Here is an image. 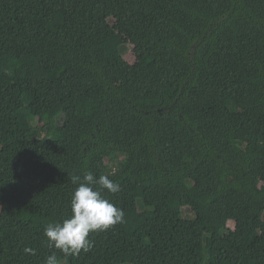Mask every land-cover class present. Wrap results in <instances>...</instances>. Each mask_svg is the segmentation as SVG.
<instances>
[{
    "label": "trees",
    "instance_id": "1",
    "mask_svg": "<svg viewBox=\"0 0 264 264\" xmlns=\"http://www.w3.org/2000/svg\"><path fill=\"white\" fill-rule=\"evenodd\" d=\"M86 171L124 219L65 256ZM53 253L264 264V0H0V264Z\"/></svg>",
    "mask_w": 264,
    "mask_h": 264
},
{
    "label": "clouds",
    "instance_id": "2",
    "mask_svg": "<svg viewBox=\"0 0 264 264\" xmlns=\"http://www.w3.org/2000/svg\"><path fill=\"white\" fill-rule=\"evenodd\" d=\"M71 181L77 185L71 196V215L44 228L50 245L65 256L89 251L93 246L88 238L90 232L103 231L124 219L123 210L102 194L103 189L110 193L120 190V185L107 175L97 178L91 171H86L82 177L73 175ZM95 185L100 187L96 188ZM24 251L34 254L31 248L26 247ZM44 264H58L55 253L47 256Z\"/></svg>",
    "mask_w": 264,
    "mask_h": 264
},
{
    "label": "rangeland",
    "instance_id": "3",
    "mask_svg": "<svg viewBox=\"0 0 264 264\" xmlns=\"http://www.w3.org/2000/svg\"><path fill=\"white\" fill-rule=\"evenodd\" d=\"M123 53L125 54L126 58L129 60L130 63H134L136 61L135 53L133 52L132 48L130 47H123ZM4 61L8 64V58H4ZM185 217H191V211L189 208H185L184 210ZM231 227L235 226L234 222H230ZM58 264H68L66 261H62Z\"/></svg>",
    "mask_w": 264,
    "mask_h": 264
}]
</instances>
